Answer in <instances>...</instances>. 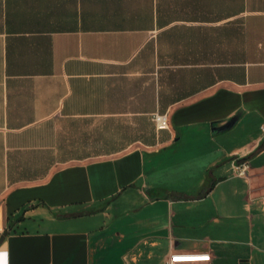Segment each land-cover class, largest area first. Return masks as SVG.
I'll return each instance as SVG.
<instances>
[{"label": "crops", "instance_id": "crops-1", "mask_svg": "<svg viewBox=\"0 0 264 264\" xmlns=\"http://www.w3.org/2000/svg\"><path fill=\"white\" fill-rule=\"evenodd\" d=\"M174 251L264 264V0H0V264Z\"/></svg>", "mask_w": 264, "mask_h": 264}, {"label": "built area", "instance_id": "built-area-1", "mask_svg": "<svg viewBox=\"0 0 264 264\" xmlns=\"http://www.w3.org/2000/svg\"><path fill=\"white\" fill-rule=\"evenodd\" d=\"M155 127L158 130L169 127V120L166 113L154 112L152 114ZM248 164L245 162L235 164V170L238 174H245ZM210 261L208 252H185L174 251L169 254L165 264H207Z\"/></svg>", "mask_w": 264, "mask_h": 264}]
</instances>
